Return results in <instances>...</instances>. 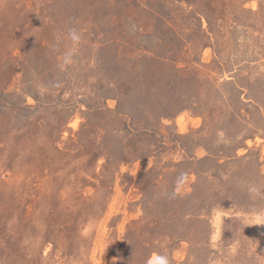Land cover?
Instances as JSON below:
<instances>
[{"label":"rangeland","instance_id":"374dc122","mask_svg":"<svg viewBox=\"0 0 264 264\" xmlns=\"http://www.w3.org/2000/svg\"><path fill=\"white\" fill-rule=\"evenodd\" d=\"M154 255L264 264V0H0V264Z\"/></svg>","mask_w":264,"mask_h":264},{"label":"clouds","instance_id":"9594fccd","mask_svg":"<svg viewBox=\"0 0 264 264\" xmlns=\"http://www.w3.org/2000/svg\"><path fill=\"white\" fill-rule=\"evenodd\" d=\"M69 35H70L71 40L73 42H78L80 40V36L74 30L70 31ZM157 260H158V264H169L168 259H167L166 256H159L158 257V256L154 255L151 258L152 262H155ZM150 264H151V262H150Z\"/></svg>","mask_w":264,"mask_h":264}]
</instances>
